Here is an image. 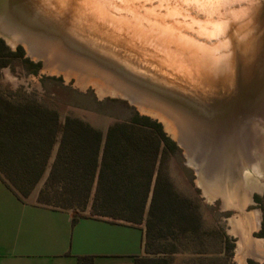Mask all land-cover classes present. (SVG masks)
Segmentation results:
<instances>
[{"label":"bare ground","instance_id":"bare-ground-1","mask_svg":"<svg viewBox=\"0 0 264 264\" xmlns=\"http://www.w3.org/2000/svg\"><path fill=\"white\" fill-rule=\"evenodd\" d=\"M8 2L21 33L37 28L43 37L55 39L57 46L48 45L61 56L28 40L32 53L53 64L61 58L66 64L97 68L93 60L119 86L132 87L139 97L167 111L166 129L182 142L204 191L221 195L225 190L229 202L234 188L224 189L223 179L228 182L235 170L237 187L246 189L242 135L264 136V0H256L247 20L230 23L219 39L202 34L203 7L198 11L186 5L180 14L175 11L179 5L161 6L159 0H116L111 6L86 0ZM0 22V31L7 33V23ZM9 37L27 42L20 33L10 32ZM63 51L73 61L64 59ZM251 164L256 170L259 162ZM258 249L255 244L250 255L260 256Z\"/></svg>","mask_w":264,"mask_h":264},{"label":"trees","instance_id":"trees-1","mask_svg":"<svg viewBox=\"0 0 264 264\" xmlns=\"http://www.w3.org/2000/svg\"><path fill=\"white\" fill-rule=\"evenodd\" d=\"M9 56L21 58V49L8 52L0 40V67ZM176 152L160 123L133 110L101 132L73 116L60 120L31 93L0 91V180L19 199L28 197L48 169L37 203L65 210L87 207L89 216L140 225L143 239L155 234L170 239L163 253L185 254L181 264H218L208 249L225 264L228 241L205 226L197 205L168 178L166 162ZM261 212L264 243V203ZM147 254L144 248L132 264H168ZM91 260L77 257V264Z\"/></svg>","mask_w":264,"mask_h":264},{"label":"rangeland","instance_id":"rangeland-1","mask_svg":"<svg viewBox=\"0 0 264 264\" xmlns=\"http://www.w3.org/2000/svg\"><path fill=\"white\" fill-rule=\"evenodd\" d=\"M0 40L8 52H15L17 48H20L22 53L21 58L13 56L4 58L3 61H6V65L0 67V91L19 90L31 93L37 99L43 100L48 106L54 108L58 112L60 120L66 115L73 116L101 132H104L105 128L113 121L127 118L131 110L135 111L121 99L103 98L99 100L90 89L81 91L72 88L73 79L65 83L61 76L43 73L40 60L37 61L26 56L21 44L11 47L4 39L0 38ZM22 59H26L27 63L22 62ZM262 133L264 135V132ZM165 134L175 144L170 134ZM262 139L264 136L260 138L255 133L250 136L247 131L242 135V152L245 159L247 158L246 170L249 184L243 190L237 187L240 181L236 170L231 172L228 182L224 178L222 185L224 189H228L229 192L233 191L229 202L225 200V190L221 195H210L209 192L203 190L199 184L195 167L189 161L187 151L182 147L175 144L177 152L171 155L166 162L167 175L173 187L197 205L205 226L211 227L215 233L222 235L228 241L226 244L228 249L224 258L225 264H264V243L259 236L262 221L261 205L264 203V142ZM253 160L259 162L256 170L252 169L254 168L251 164ZM47 170L25 200L36 202L37 191L42 185ZM224 171L220 170L221 176L226 174ZM231 188L234 190L230 191ZM68 210L76 216L89 215L87 207L82 210ZM155 235L151 240H148L147 237L144 238V248L148 252V257H163L168 261V264L185 262L187 258L185 254L163 253L170 249L169 241L171 242V240L155 237ZM255 244L260 250L258 257L250 255V250L254 249ZM192 247L195 250L198 249L195 246ZM239 247L241 252L238 253ZM207 252L213 259L219 260L218 264H221L222 258L216 254L214 249H208Z\"/></svg>","mask_w":264,"mask_h":264},{"label":"crops","instance_id":"crops-1","mask_svg":"<svg viewBox=\"0 0 264 264\" xmlns=\"http://www.w3.org/2000/svg\"><path fill=\"white\" fill-rule=\"evenodd\" d=\"M143 240L140 225L19 199L0 180V264H132Z\"/></svg>","mask_w":264,"mask_h":264},{"label":"water","instance_id":"water-1","mask_svg":"<svg viewBox=\"0 0 264 264\" xmlns=\"http://www.w3.org/2000/svg\"><path fill=\"white\" fill-rule=\"evenodd\" d=\"M9 0H0V21L3 22V20L7 23L9 32H1L0 31V38L4 39L9 46L15 47L17 44H21V40L18 41V39H11L10 32L11 33H17L21 34V37L25 39L26 46L22 45L25 51V55L29 58H33L34 60H37L41 62V70L43 73H52L57 76H61L63 81L67 83L70 79H73V84L71 85L72 88H76L81 91H85L86 89H90L92 93L95 95L97 99H103V98H117L125 101L129 106H131L136 113L139 115L147 116L153 120H156L158 123H160L163 131L165 133L170 134V136L174 139L175 144L182 147L184 149V146L182 142L175 136H173L167 129H166V121L168 120L165 111L163 108H160L157 105H154L152 102L146 99H142V97H139V95L136 94V92L128 88V86L121 87L111 79V77L107 74V69L102 68L101 66L97 65L95 61L90 60L92 65H94L97 68H93L88 64H80L71 59L70 54H66L63 51V54L65 56L64 59L72 60V63H67L66 60L64 62L63 59L58 58V64L52 63L50 61H47L44 57L39 56L38 54L32 53L31 43H33L32 46H44L46 47L52 54H59L54 48H51L48 43L53 44L56 46L58 45L55 39L50 40L47 37H43V33L39 32L40 30H37V28H31L26 29L25 33L26 35L21 33L23 31V28L18 27V22L11 19V15L9 14ZM1 23V22H0ZM10 27H13L10 29ZM18 27V28H16ZM21 29V30H20ZM29 35V36H27ZM29 40V41H28ZM51 41V42H50ZM35 43V45H34ZM59 49V48H58ZM62 51V50H61ZM75 62V63H74ZM100 71H104L103 73ZM130 89V90H129ZM249 118V117H248ZM248 118L244 119L242 124L248 122ZM248 119V120H247ZM185 150V149H184ZM243 264V263H242Z\"/></svg>","mask_w":264,"mask_h":264},{"label":"snow or ice","instance_id":"snow-or-ice-1","mask_svg":"<svg viewBox=\"0 0 264 264\" xmlns=\"http://www.w3.org/2000/svg\"><path fill=\"white\" fill-rule=\"evenodd\" d=\"M86 2L99 6H111L116 0H86ZM144 2H149V0H144ZM159 2L161 6L179 5L175 11L180 14H183L182 9L186 5H191L198 11L203 7L205 11L200 15L204 19L199 20L202 34L209 39H219L226 35L230 23L236 24L247 20L251 14V6L256 3V0H159ZM188 19L195 18L188 17ZM246 38L245 34L243 39ZM225 46H227V41H225Z\"/></svg>","mask_w":264,"mask_h":264}]
</instances>
